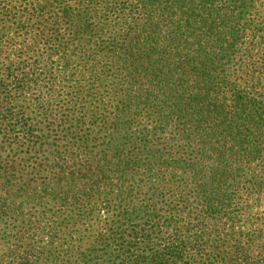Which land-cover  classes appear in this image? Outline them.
Masks as SVG:
<instances>
[{
    "label": "trees",
    "instance_id": "obj_1",
    "mask_svg": "<svg viewBox=\"0 0 264 264\" xmlns=\"http://www.w3.org/2000/svg\"><path fill=\"white\" fill-rule=\"evenodd\" d=\"M22 161L0 264H264L236 234L264 202V0H0V172Z\"/></svg>",
    "mask_w": 264,
    "mask_h": 264
},
{
    "label": "rangeland",
    "instance_id": "obj_2",
    "mask_svg": "<svg viewBox=\"0 0 264 264\" xmlns=\"http://www.w3.org/2000/svg\"><path fill=\"white\" fill-rule=\"evenodd\" d=\"M20 163L21 164L19 165L15 163H11L9 166H6L3 169V171L0 172V174H2V177H0V182L4 183L6 186H14L16 185V183H21V185H23L24 180L32 179L34 176L26 175L27 171H29V174L31 173L30 172L31 168H26L25 161H22ZM39 163L40 161L35 164L37 170L43 168L42 166H39ZM27 164H31V163L29 162ZM46 171L48 176L54 178L56 181L63 177V175L59 174V170L56 168L47 167ZM18 210L19 208H15L13 211L17 212ZM1 218L5 226L10 224V215L5 214ZM247 222H250L252 225H247L246 224ZM30 226L31 228H37L41 225L38 223H32ZM263 233H264V202L256 206L253 209V211L250 213L249 217L244 218L243 221H241L239 225H237L236 234L240 237L248 236L254 239L255 237H258L260 239ZM1 243L2 240H0V257L8 254L5 253L6 249H4L5 247H3Z\"/></svg>",
    "mask_w": 264,
    "mask_h": 264
}]
</instances>
